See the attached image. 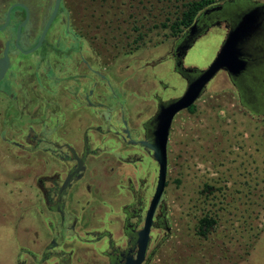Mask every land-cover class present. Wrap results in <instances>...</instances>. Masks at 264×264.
Instances as JSON below:
<instances>
[{
    "label": "rangeland",
    "instance_id": "374dc122",
    "mask_svg": "<svg viewBox=\"0 0 264 264\" xmlns=\"http://www.w3.org/2000/svg\"><path fill=\"white\" fill-rule=\"evenodd\" d=\"M192 1L195 0H90L92 44L97 49L102 47L101 57L111 73L109 83L118 89L119 99L123 97L122 91H126L131 122L139 125V129L150 114L151 97L165 93L160 80L168 83L165 95L169 97L180 96L186 87L173 70L169 52L174 37L192 24L181 29L170 25L179 21ZM209 1L205 8L225 0ZM254 1L264 4V0ZM225 34L222 26L208 30L188 49L184 66L206 68ZM93 49L92 62H97L100 57ZM155 60L161 62L146 65ZM139 82L152 86L144 98L138 89L134 91ZM108 90L107 106L117 111L120 108L117 93L111 92L109 86ZM93 114L94 109L91 119L97 123ZM37 118L14 124L0 121V137H21L27 127L39 132L46 141L63 133L54 126V119L46 122ZM70 132L82 144V129L73 128ZM43 146L44 141L41 151ZM31 157L17 145L0 143V264H18L27 257L21 251L20 244L25 238L19 235L22 229L18 226L25 223L19 221V216L40 205L30 199L29 193L34 166L39 167L38 171L52 166L43 163L42 158L36 161ZM99 157L78 183L80 199L68 200L67 206L80 212L86 199L95 192L92 189L100 192L108 189L110 204L87 214V225L115 227L120 220L121 204L130 194L124 189L121 175L124 174L123 178L131 175L135 168L132 163L121 164L117 167L116 174L120 175L117 178L107 167L104 173L97 168L101 166ZM143 159L144 163L137 164L139 176L146 180L140 185V196L147 195V186L158 175V166H148L147 159ZM105 179L110 181L108 186L98 184ZM86 182H91V186ZM162 211L169 229H152L150 249H155V254L148 264H264V113L256 114L242 105L224 70L209 81L194 104L180 111L172 121ZM46 215L44 209V221ZM205 215L214 218L215 224L206 236H200L197 224ZM64 224L63 230L71 234L66 247H88L80 257V264H101V257L93 250L95 245L83 241L86 233L82 218L76 220L67 214Z\"/></svg>",
    "mask_w": 264,
    "mask_h": 264
},
{
    "label": "flooded vegetation",
    "instance_id": "af4514ba",
    "mask_svg": "<svg viewBox=\"0 0 264 264\" xmlns=\"http://www.w3.org/2000/svg\"><path fill=\"white\" fill-rule=\"evenodd\" d=\"M232 5L221 2L197 13L192 25L174 37L169 58L173 62L174 72L187 86L197 75L198 68L184 66V57L196 40L214 26L224 27L227 34L245 12L260 7L263 14L259 27L242 45L247 67L236 75L230 76L224 72L233 84L238 100L241 102L244 98L246 104H242L243 106L246 107L247 103L262 104L264 99L257 98L255 90L249 86L244 76L250 62L264 63V4L255 2L239 13ZM54 6L55 0H0V121L14 124L19 120L39 117L41 121L48 122L47 119L50 118L54 119L56 129L63 132L58 138L46 141L39 132L27 127L22 136L19 135V140L7 135L0 137L1 144L17 145L26 156H32L36 161L42 158L43 163L52 165L46 170L41 168L38 171V166H34L32 170L30 199L40 205L31 213L19 216V221L25 223L24 226H18L22 229L19 235L25 238L20 244L21 251L27 257L18 264L81 263L80 257L88 247H66V239L71 235L63 230L67 214H71L76 220L82 218L86 233L83 241L90 246L95 245L93 250L101 257V264H125L127 260L137 257L139 231L143 227L157 183V179L153 178L154 182L146 188L147 195L140 196V185H144L146 180L139 176L137 164L144 163L143 158H146L148 166H158L153 149L158 114L162 107L179 96H166L168 83L160 80L165 93H156L151 97L150 114L141 128L131 122L126 91H122L123 97L119 99L118 89H114V85L109 83L111 73L101 57L102 47L97 49L92 44L90 0H60L41 44L29 51L38 43ZM92 48L94 54L100 57L97 62H92ZM160 62L161 60H155L146 65L155 66ZM139 83L134 91L138 89L144 98V94L152 86ZM108 86L111 92L117 93L116 98L120 101L117 111H111L107 106ZM92 109L97 123H93L91 119ZM171 127L172 122L170 130ZM73 128L78 131L82 129V144L71 135L70 130ZM109 140L111 142L108 145L106 143ZM43 141L46 146L41 151ZM98 156H101V166L97 168L103 173L107 167L109 172L116 174L117 167L121 164L132 163L135 168L131 175L126 174L124 178V174L121 175L124 189L130 194L121 204L120 220L115 227L105 225L91 228L87 225V214L102 205L107 207L110 204L108 189L100 192L91 188L95 192L90 199H86V204L80 209L81 213L67 206L68 200L80 199L77 197L82 195L79 194L78 183ZM96 173L95 171L94 175ZM116 177L120 175L116 174ZM113 179L115 178L112 177ZM100 183L108 186L110 181L105 179L100 180L98 184ZM86 185L91 186V182H86ZM163 193L164 191L153 214L142 264H148L155 254V249H150L152 229H169L162 211ZM44 209L47 213L46 221L43 220ZM44 238H48V241L45 242Z\"/></svg>",
    "mask_w": 264,
    "mask_h": 264
},
{
    "label": "water",
    "instance_id": "95a60500",
    "mask_svg": "<svg viewBox=\"0 0 264 264\" xmlns=\"http://www.w3.org/2000/svg\"><path fill=\"white\" fill-rule=\"evenodd\" d=\"M60 0H55L53 13L47 21L38 43L29 51L36 49L42 42L43 36L50 25L58 9ZM262 9L254 7L245 12L238 22L228 31L214 59L206 68L198 69L197 75L187 83L184 92L162 107L158 114V124L155 131V143L153 145L154 158L158 163V176L154 194L146 212L143 227L139 231V249L136 259H129L125 264H142L149 241L150 228L153 222V214L156 205L166 185L167 172V139L172 119L176 113L189 108L204 92L209 81L220 71L236 75L247 67L244 58L243 43L258 29L262 17ZM6 62L3 67H5ZM192 70L193 68H187Z\"/></svg>",
    "mask_w": 264,
    "mask_h": 264
},
{
    "label": "trees",
    "instance_id": "16d2710c",
    "mask_svg": "<svg viewBox=\"0 0 264 264\" xmlns=\"http://www.w3.org/2000/svg\"><path fill=\"white\" fill-rule=\"evenodd\" d=\"M210 2L211 1L209 0H195V1L190 2L189 4H187L186 9L182 11L179 21L175 22L174 24H171L170 26L173 29L175 28L181 29L180 28L181 26L182 27L189 26L192 23L196 14L204 10L205 6H207ZM223 3H225L226 5L233 4L232 7L236 10L237 13H239L240 11L244 10L246 7L252 6L255 3V1L254 0H225L223 1ZM244 79H247L249 86H251L255 90L254 92L257 98L264 99V63L257 64V63L250 62L248 65V70L246 72V75L244 76ZM241 103L243 105L246 104L244 98L241 99ZM257 105H259L260 107H256ZM246 107L250 111L256 114L264 113V100L262 104L261 103L260 104L247 103ZM214 224H215V220L211 216L205 215L201 217L198 220V224H197L198 235L206 236Z\"/></svg>",
    "mask_w": 264,
    "mask_h": 264
}]
</instances>
